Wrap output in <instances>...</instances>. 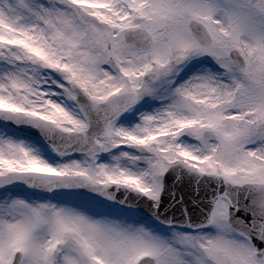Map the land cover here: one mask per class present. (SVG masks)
Wrapping results in <instances>:
<instances>
[{
	"label": "snow or ice",
	"instance_id": "6c2138e0",
	"mask_svg": "<svg viewBox=\"0 0 264 264\" xmlns=\"http://www.w3.org/2000/svg\"><path fill=\"white\" fill-rule=\"evenodd\" d=\"M0 264H264V0H0Z\"/></svg>",
	"mask_w": 264,
	"mask_h": 264
}]
</instances>
